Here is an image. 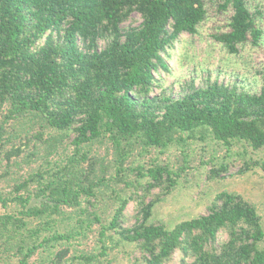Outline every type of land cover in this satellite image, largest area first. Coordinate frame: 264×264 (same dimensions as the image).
I'll use <instances>...</instances> for the list:
<instances>
[{"label": "trees", "instance_id": "trees-1", "mask_svg": "<svg viewBox=\"0 0 264 264\" xmlns=\"http://www.w3.org/2000/svg\"><path fill=\"white\" fill-rule=\"evenodd\" d=\"M213 10L225 15L213 42L264 49L248 0H0V264H94L91 236L100 255L133 245L142 264H264L262 218L240 193L169 229L150 220L179 174L131 166L184 133L264 146V70L257 92L211 77L178 96L163 87L172 51ZM134 13L141 23L126 26ZM253 166L264 158L239 172Z\"/></svg>", "mask_w": 264, "mask_h": 264}, {"label": "rangeland", "instance_id": "rangeland-1", "mask_svg": "<svg viewBox=\"0 0 264 264\" xmlns=\"http://www.w3.org/2000/svg\"><path fill=\"white\" fill-rule=\"evenodd\" d=\"M248 2L253 10L263 13L264 23V0ZM215 13L216 10H213V16L201 28L200 35H183L172 51L174 56L169 63L171 73L163 72L162 76L163 87L173 88L174 96H178L181 89L192 80L200 85L209 77L227 84H236L251 92L260 90L258 72L264 70V49L246 47L239 54H230L220 44L213 42L209 37L210 32L212 28L220 26L225 18L224 14ZM141 21L140 14L134 13L125 25L138 26ZM182 136L183 139L163 149L142 151L141 156L131 165L141 164L147 170L156 164H167L179 174L176 186L156 205L150 221H161L172 229L182 220L206 213L215 195L227 190L240 193L252 203L264 225V171L253 166L249 171L239 172L245 162L264 158V146L255 150L247 142L237 140L227 146L210 133L204 136L197 133L194 137L184 133ZM220 166L229 169L220 176L209 177L211 168ZM134 177V173H131L130 178ZM109 209L105 210L106 216ZM96 241L97 238L93 236L86 241L88 252L96 253L101 258L100 261L95 259L94 264H142L136 260L139 254L133 245L115 239L108 242L106 255H100V244Z\"/></svg>", "mask_w": 264, "mask_h": 264}, {"label": "water", "instance_id": "water-1", "mask_svg": "<svg viewBox=\"0 0 264 264\" xmlns=\"http://www.w3.org/2000/svg\"><path fill=\"white\" fill-rule=\"evenodd\" d=\"M41 199L39 198H34L31 203L29 204L28 208L34 207L36 204H40Z\"/></svg>", "mask_w": 264, "mask_h": 264}]
</instances>
